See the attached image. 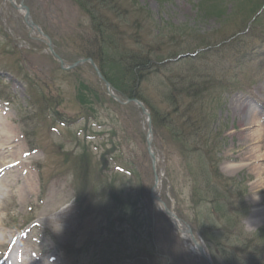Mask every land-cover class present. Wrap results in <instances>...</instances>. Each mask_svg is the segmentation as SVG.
<instances>
[{
  "label": "rangeland",
  "instance_id": "1",
  "mask_svg": "<svg viewBox=\"0 0 264 264\" xmlns=\"http://www.w3.org/2000/svg\"><path fill=\"white\" fill-rule=\"evenodd\" d=\"M19 1L0 0V96L7 100L0 101V124L14 130L11 146L16 160L15 171L6 168L0 176L4 185H0V231L4 234L0 248H32L25 255L29 260L34 255L33 262L38 258L39 264H210L209 250L205 257L200 255L190 237L173 227L159 204L152 203L144 213V204L130 195L133 187L135 190L128 171L130 162L137 165L145 201L147 189L151 192L155 182L147 154L148 119L136 105L115 102L90 65L73 71L60 69L44 38L31 31L14 8L13 2L17 5ZM133 2L162 26L186 29L189 36L186 40L183 37V44H191L199 36L216 42L224 36H236L243 29L248 31L259 24L256 19L264 4V0H127V4ZM24 4L60 57L69 64L76 61L79 35H91L89 21L78 6L71 0H24ZM260 22L264 25V20ZM262 39L256 40L257 48L264 43ZM233 49L231 53L237 50L239 62L248 50L238 44ZM218 59L214 68L229 65V58H223V54ZM239 68L241 73L235 71L230 76L234 78L228 83L232 84L230 92L228 84L220 83V75L213 73L219 79L212 86L216 88L215 96H208L202 109L197 107V115L201 110L206 113L205 125L200 127L204 131L198 142L190 140L191 146L185 143V155L184 141L190 133L186 119L173 117L176 124H184L181 143L176 147L172 136L153 126L157 173L161 177L158 195L179 219L187 222L205 248L207 241L200 234L208 232L215 239L219 231L210 227V220L205 221L206 207L193 202L195 189H200L198 197L204 195L210 201L214 196L204 193L207 185L199 177L194 182L192 173L198 176L202 165L192 151L199 146L211 155L209 160L218 163L223 178L222 182L213 180V185L222 192L221 198L230 209L228 215L239 217L235 233L241 229L252 237L264 231L260 215L264 213V190L258 172L247 162L245 137L251 132L246 131L249 125L242 120L248 112L258 116L257 121L263 118L264 49L262 57ZM144 88L154 108L164 111L166 103L159 96V88L150 84ZM43 96L56 100L57 106L46 111L38 102ZM199 122L195 124L201 126ZM104 155H109L107 164ZM7 157L5 161L11 162L13 158ZM85 161H90L93 171L86 184L77 185L73 172ZM115 168L124 173H113ZM23 175L29 177L24 183L18 178ZM115 196L121 198L119 204L114 203ZM150 216L154 250L147 242L144 226ZM200 219L204 220L202 225ZM45 248L52 250L44 253Z\"/></svg>",
  "mask_w": 264,
  "mask_h": 264
},
{
  "label": "trees",
  "instance_id": "2",
  "mask_svg": "<svg viewBox=\"0 0 264 264\" xmlns=\"http://www.w3.org/2000/svg\"><path fill=\"white\" fill-rule=\"evenodd\" d=\"M71 1L78 6L88 19V29L91 34L90 37L79 35V45L75 47L76 61L92 59L103 77L118 92L120 98L143 102L151 112L154 128L157 130L162 129L169 137L172 136L170 139L174 147L181 143L180 131L184 124L178 125L179 122L176 124L173 117L178 116L182 121L186 119L187 130L190 133L185 137L184 155L187 152L185 143L191 146L192 141L195 142V139L198 142L199 136L204 131L200 127L205 125L206 113L201 110L202 113L198 112L200 116L197 119L195 115L198 116V109L205 106L208 96H215L216 88L212 86L219 79L213 76V73L220 75L221 84L230 83L229 80L234 79L230 76L235 75V71L242 72L239 68L240 64H245L255 57H260L261 50L264 47L263 42L260 48L255 46L258 45L256 40H263L262 38H264V25L260 22V20H264V4L261 8L263 12L260 11V15L256 19L259 20V24H253L248 31L243 29L236 36H224L223 39H218L216 42H208L212 38L207 39L195 33L199 37L194 38L191 44L185 42L183 44V37L186 40V37L189 36L186 29L170 30L168 27L162 26L160 22L151 19L146 14L145 9L139 7L136 2L127 4V0ZM76 41L73 42L74 45ZM236 44L241 48L248 49L240 62L236 57L237 50L233 52L234 54L231 53ZM251 48H253V51H250ZM221 54H223V58H229V65H222L218 69L214 68L213 65H216ZM182 55H189V57L175 61ZM192 55H195V57H192ZM205 74H208V76L204 77ZM145 84L159 88V96L163 103H166L164 111L159 112L149 102L145 95ZM230 87H232V84L227 85L229 89H227V92H230ZM82 92L84 93V91ZM38 102L46 107L48 112L57 105L56 100H50L46 96H43V101L39 100ZM198 120H200L201 126L195 124ZM190 140H192L191 144ZM192 147L194 148L193 145ZM199 147L196 151H192L194 159L198 158L200 165H202L198 176L192 173L194 182H198L195 178L199 177V180L207 185L204 193L210 196L214 194V196L210 201L204 195L198 197L197 194H199L200 189H195L196 199L194 201L193 198V202L197 206L206 207L208 213L207 216L204 214V218L207 217L205 221L210 220V227L218 228L219 231L215 239H212L208 232L200 234L207 241L206 245L212 256V263L264 264V231L252 237L247 236L241 229L240 232L235 233L239 228L240 222L237 221L239 217L228 215L230 209L227 210V203L221 198L222 192L219 193V187L213 185L215 184L213 180L222 182L223 178L218 171V163L213 158L209 160L211 155L203 151L202 146ZM120 152L119 150V155ZM108 156L104 155L102 157L105 164L109 159ZM129 167L130 181L135 184V190L133 187L131 190L133 193H130V195L136 202L141 201L144 204L145 210L143 212L145 213L148 206L152 204L150 188L147 189L148 195H146L145 201V195L142 193L143 189L140 186V179L137 174V165L130 162ZM207 170L209 172L213 170V173L211 172V174ZM92 171L90 161H85L73 172L76 179L75 183L77 185L86 184ZM112 172L122 175L124 170L115 168ZM102 173H104V170ZM82 193L85 194L86 189ZM117 197L115 196L114 203L119 204L121 198ZM78 199L79 201L82 200L80 194ZM98 207H101V205L99 204ZM149 211H151V207ZM146 221L148 225L144 223V226L148 232L147 242L153 245L151 249L154 250L151 216ZM200 221V225H202L204 220L200 219ZM129 224L131 225V223ZM220 225H222L221 231ZM130 227L132 228L133 225ZM139 227L143 229V226ZM200 227L198 228L200 229ZM212 244L216 245V248H213Z\"/></svg>",
  "mask_w": 264,
  "mask_h": 264
},
{
  "label": "bare ground",
  "instance_id": "3",
  "mask_svg": "<svg viewBox=\"0 0 264 264\" xmlns=\"http://www.w3.org/2000/svg\"><path fill=\"white\" fill-rule=\"evenodd\" d=\"M249 114H251V112L246 113L242 119L246 125H249L246 131L251 132L248 133L247 137H245L246 146L248 144L247 151L245 152H249L247 162L250 166H252L250 167L252 170L258 172L257 176L258 178H260V188L264 190V110H262L261 112L263 118L259 121H257L258 116L252 114L249 115ZM13 131L14 130L10 129V127L8 128V126L6 125L1 126L0 124V176L5 171L6 168L15 171L16 160L13 157L14 155L13 147L11 146L12 143H14V140L12 138V135H14ZM2 140H5L6 142L3 143ZM249 143H251V145ZM5 157H7L8 159L9 158H13V159L11 160V162H6ZM26 175H23L22 178L21 176L18 178L21 179L22 182L24 183L26 182V180L29 179V177H26ZM0 185H2L1 181H0ZM0 194H1L0 195V203H1V201L3 200L1 197L3 191H0ZM260 215L261 217L264 218V213H261ZM177 228L181 233L186 234L184 228H182L181 226H177ZM3 239H4V234L0 231V243H3ZM35 261L31 263L28 262L27 264H39L38 258H35Z\"/></svg>",
  "mask_w": 264,
  "mask_h": 264
},
{
  "label": "water",
  "instance_id": "4",
  "mask_svg": "<svg viewBox=\"0 0 264 264\" xmlns=\"http://www.w3.org/2000/svg\"><path fill=\"white\" fill-rule=\"evenodd\" d=\"M19 11L23 14V18H24L26 25L32 31L35 30L38 33L42 34L40 28L33 23L31 16H30L29 9L27 6L24 5L23 1L20 2ZM47 45H48L49 49L51 50V52H53L52 44L50 41L47 43ZM53 55H54L55 59L60 63L63 70H73V69H75V68H77V67H79V66H81L87 62L90 63L93 66V68H94L95 72L97 73L98 77L100 78V80L106 84L107 90H109V91L112 90L113 92H115L112 89V87L110 86V84L107 83L106 80L103 78V76L101 75V73L99 72L98 68L95 66V63L92 60H82V61H79V62L73 64V65H66L65 63H63V61L56 54L53 53ZM114 99L117 102L124 104V105L130 104V103H134V104L138 105L141 108L143 115L148 118V133H147V137H146L147 151H148L149 157L151 159L153 171L155 173V186L151 192V199L154 202V204H156V205L159 204L162 207L161 211L168 217L170 222L173 224L174 228L178 229L177 226H181L182 228L185 229L186 235L190 236L191 242L199 249L200 254L203 257H205L203 247L196 241V238L194 237L193 231L191 230V228L187 224H185V222L180 220L177 217V215L174 213L173 210H169L167 208V206L163 203V201L158 196L157 192H158V186H159V177L156 173L158 160H157V155L155 153L154 145H153L152 123H151V116H150L149 112L147 111L146 107L141 102H139L137 100L122 101L118 97H114ZM176 222L179 224H177Z\"/></svg>",
  "mask_w": 264,
  "mask_h": 264
}]
</instances>
